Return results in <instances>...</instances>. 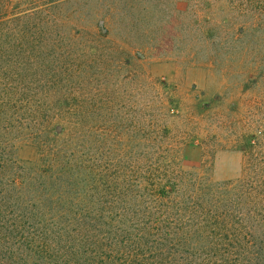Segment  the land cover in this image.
I'll list each match as a JSON object with an SVG mask.
<instances>
[{"label": "trees", "instance_id": "obj_1", "mask_svg": "<svg viewBox=\"0 0 264 264\" xmlns=\"http://www.w3.org/2000/svg\"><path fill=\"white\" fill-rule=\"evenodd\" d=\"M54 3L0 0V264H264V177L215 182L181 159L199 136L207 152L221 130L229 140L232 114L176 109L142 52L111 43L104 20L67 31ZM180 3L205 53L264 88V0ZM137 6L155 8L124 2L127 39L143 31ZM27 144L38 157L23 162Z\"/></svg>", "mask_w": 264, "mask_h": 264}, {"label": "rangeland", "instance_id": "obj_2", "mask_svg": "<svg viewBox=\"0 0 264 264\" xmlns=\"http://www.w3.org/2000/svg\"><path fill=\"white\" fill-rule=\"evenodd\" d=\"M126 0H41L56 8L60 18L69 30L98 31L97 24L104 20V28L108 30V40L123 48L126 53L142 52L143 59L136 61L141 74L154 81H165L176 89L177 108L197 106L202 100L214 102L221 106V111L233 116L232 132L228 140L225 132L220 133V140L210 151L202 145L199 136L189 145L184 146L181 159L186 168L202 169L215 182H248L264 177V88L251 84V75H240L235 68L237 63L219 59L213 51L205 53L204 40H200L202 32L188 34L182 26L184 17L180 12L184 6L180 0H151L155 8L145 13L137 6L135 16L137 25L143 27L142 34L133 33V39H127L125 25ZM153 4V3H151ZM116 5L114 11L109 9ZM158 5V7H157ZM166 7H163V6ZM104 7V8H103ZM103 8V9H102ZM175 14L173 19L168 12ZM144 15L150 16V29L145 34ZM154 15V16H153ZM177 19V22L174 21ZM87 28V29H85ZM140 30V29H139ZM191 36V39H190ZM130 38V37H129ZM127 39V40H126ZM145 40L146 43H142ZM193 42L191 43L190 42ZM190 42V43H189ZM147 44V47H145ZM191 44V45H190ZM194 46L197 55L190 53L189 47ZM232 60V59H230ZM251 80V81H250ZM248 82V87L244 85ZM198 100V101H197ZM198 110L199 108H194ZM250 137L259 146L254 154L245 152V142ZM38 150L29 144L23 145L17 155L23 162L34 161ZM204 163V165H202Z\"/></svg>", "mask_w": 264, "mask_h": 264}]
</instances>
